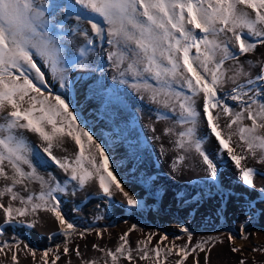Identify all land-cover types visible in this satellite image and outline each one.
<instances>
[{"label": "snow or ice", "instance_id": "snow-or-ice-1", "mask_svg": "<svg viewBox=\"0 0 264 264\" xmlns=\"http://www.w3.org/2000/svg\"><path fill=\"white\" fill-rule=\"evenodd\" d=\"M262 48L264 0H0V237L14 226H42L41 213H48L65 238L62 247L37 256L36 249L12 235L0 240V256L11 264H20L21 253L31 256L32 264H58L62 256L71 264L72 254L80 264H134L137 259L160 264L162 253L164 261L174 253L175 264H188L189 257L191 264H200L198 253H205L208 264V245L217 238L193 245L189 233L185 244L173 241L167 247L162 242L168 236L159 234L155 247H149L156 235L149 233L133 249L128 237L135 224L114 248L92 244L100 254L95 258L85 259L79 245L69 247L73 234L84 238L95 232L103 238L100 229L77 232L64 215L61 196L69 185L84 190L98 181L103 198L112 200L119 193L129 209L140 202L111 170L104 147L78 122L70 102L53 93L48 74L63 89L76 70L103 72L106 62L113 81L155 106L149 110L157 121L180 126L163 130L168 150L176 153L173 171L194 152L208 178L217 181L219 166L204 147L213 138L217 154L227 157L238 181L264 196V187L256 186L264 173L248 163L264 165V59H248L258 51L264 57ZM93 54L96 60L89 59ZM149 127L155 134V124ZM27 134L38 137L39 144H30ZM69 140L76 149L72 155H56L54 149H64ZM86 144L99 153L98 161L91 149L86 155ZM48 164L64 173L62 182L46 171ZM248 211L255 214L251 203ZM247 238L242 228L240 239ZM227 239L231 243L237 237L228 233ZM231 251L242 248L233 245Z\"/></svg>", "mask_w": 264, "mask_h": 264}, {"label": "bare ground", "instance_id": "bare-ground-1", "mask_svg": "<svg viewBox=\"0 0 264 264\" xmlns=\"http://www.w3.org/2000/svg\"><path fill=\"white\" fill-rule=\"evenodd\" d=\"M260 51H264V48ZM255 58L264 59V57L260 56L259 51L248 57V59ZM89 59L96 60L97 55L93 54ZM97 63L100 62L97 60ZM102 66L105 68L103 72L76 70L75 74H71L68 84H73V86H67L63 89L59 87L58 79L49 73L48 79L50 81V88L53 87L57 90L53 91V93L64 95L70 102V106L74 112L87 121L83 126H85L93 134L97 142L104 147L109 157L111 170L117 175L125 189L139 200L140 204L135 209H129L119 193H117L112 200L103 198L99 195L98 181L90 183L84 190H79L69 185L67 193L61 196V208L68 219L72 216L75 224L78 226L81 222V215L84 212L91 213L93 218H99L110 214H120L123 216L135 210L138 212L142 211L141 213L147 214L150 218L154 217L163 221L166 219V215L159 213L157 210V202H160L161 205L166 207L171 204L177 205L180 206L181 209L185 208L183 204L187 202H196V204L204 203L205 205L208 204L217 208L222 205L223 202H226L229 210L231 212L236 211L237 213L242 210V207H240L238 203H240L243 198H248V202L251 203V205L258 206L263 204L264 206V203H262V201H264V196L258 191L245 188L241 185L237 178V172L227 160V157L225 156L222 158L217 154V143L213 138L208 139L212 145V149H208L207 152L219 166V179L217 181L213 182L207 176L205 180L196 181L191 184H182L180 185L181 188L175 190L172 188L173 185H169L168 182H166L167 180L159 178L160 176H158L155 181L151 180L150 177L152 174L156 173L158 164L152 155L150 144L144 140V135L141 132L138 122L140 117H138L139 113L137 111L141 110L145 114L143 120L147 123H154L155 127L162 126L164 120L157 121L156 113L149 110L153 107L141 101L138 96L132 93L131 88L111 81L113 80L112 76L114 73L106 62H104ZM91 67L94 69L96 64H92ZM45 71H47V69H45ZM197 103L199 104L200 101L198 100ZM228 103L232 104L233 102L229 100ZM115 128L117 130L112 132ZM101 131L105 132L103 137L106 138L103 139L100 137L101 135L98 133ZM107 132L108 135L106 134ZM149 133L151 134V132ZM26 139L33 146L39 144L38 137L35 135L27 134ZM108 140L113 141L110 147L106 145ZM85 148L86 155L89 154L88 149H91V155H95L98 161L99 153L95 148L87 144ZM75 150L74 142L69 140L64 149H54V152L58 156H65L72 155ZM148 158L149 160H147ZM251 161L252 160L248 161L249 166H251ZM124 167L128 170L127 174L122 173ZM178 170H171V173L178 172ZM46 171L52 173L57 182H62L64 180V173L54 165H46ZM144 176H148V180H143ZM193 178H191V181ZM32 187L34 191H39L38 184H34ZM259 188L260 187L257 186V189ZM73 193H75V195H73ZM155 193L156 197L153 199L152 195ZM166 196H169V198ZM234 200H237L238 205L233 203ZM245 205L247 206V204ZM217 215L218 218H221L219 211ZM41 216L43 218L42 226L38 225L35 229L14 226L9 229L7 233L18 230L21 233L29 234L32 241H36L38 245L40 242L49 244L51 240L60 239L62 235L57 231V227L50 217V214L41 213ZM237 226L240 230L239 232H241L243 228L242 224H237ZM31 259L30 256L24 260L26 263H30Z\"/></svg>", "mask_w": 264, "mask_h": 264}, {"label": "rangeland", "instance_id": "rangeland-1", "mask_svg": "<svg viewBox=\"0 0 264 264\" xmlns=\"http://www.w3.org/2000/svg\"><path fill=\"white\" fill-rule=\"evenodd\" d=\"M68 86L72 87L73 84ZM51 90L57 91L53 87ZM131 91L137 96L132 89ZM150 106L153 108L155 107L154 105ZM137 112L139 113H137L138 117H140L138 122L140 124L141 132L144 135V140L150 144L152 155L158 164L156 173L152 174L150 177L151 180L155 181V179L160 176L159 178L167 180L166 182H168L169 185H173V189L178 190V188H181L180 185L182 184H191L207 178V173L204 170L206 166L203 165L201 159L194 152L187 154L188 161L186 159L180 167L178 166V172L171 173L172 159L174 158L172 156H175L176 153L168 150L170 147L168 144V136L166 137L162 130L166 127H174V129L178 131L179 126L173 125L171 120H164V126H156V133L154 134L150 130V123L143 120L145 114L141 110ZM75 115L78 117L79 123L82 125L86 124L87 121L84 118L77 113H75ZM223 122L224 121L222 120V123ZM202 128L203 125H201L199 129L201 134L203 133ZM114 130L116 131L117 129H113L112 132H114ZM103 132L104 131H101L98 134H100L101 136H99L104 139L106 137H103L105 135V132ZM106 134L108 135V132ZM154 135L161 136V139L155 140ZM234 139H236V137H234ZM112 142V140H108L106 145L110 147ZM161 144H165L163 152ZM204 147L206 150L212 149L210 141L207 140ZM147 160H149V158ZM250 165L257 167L260 172L264 173V165L256 164L255 161H251ZM122 173L127 174L128 170L124 167L122 169ZM191 178H193L192 181ZM143 180H148V176H144ZM256 185L260 188L264 187V178L258 176L256 178ZM155 197L156 193L152 195L153 199H155ZM166 197L169 198V196ZM248 201V198H243L242 201L238 203L239 206L242 207V210H240L242 213H237L236 211L231 212L226 202H223V204L218 206V208L208 204L205 205L204 203L196 204V202H187L183 204L185 207L184 209H181L180 206L173 204L166 207L161 205L160 202H157V210L159 213L166 215V219L163 221L154 217L150 218L147 214L141 213L142 211L138 212L135 210H132L128 212L129 214L123 216L120 214H110L99 218H93L91 213L84 212L81 215V222L78 226L75 224L73 217H69V220L76 226L77 232L84 231L85 229H100L103 231V238H98L95 235V232L87 233L84 238H81L77 234H73L70 237L71 243L69 244V247L75 248L79 245L81 253L85 259L95 258L100 254L92 249V244L99 243L101 246L114 248L119 242V236L123 232L128 231L132 225L135 224L137 228L131 231L128 237L133 249L136 248L137 242H146L149 233H156V235L152 237V242L149 244V247H155L156 242L160 240L159 234H166L168 236V240L163 241L162 246L171 247L173 241L176 245H183L188 241V235L190 233L192 236L191 243L193 245L200 242L202 238L210 236L217 238L213 243L208 245L210 248L208 264H240L241 260H243L245 264H264V214H261V209H264V206L263 204L258 206L253 205L255 214L250 215L248 211ZM233 203L238 205L237 200H234ZM245 204H247V206ZM218 211L221 214V218H218ZM240 223L243 226L244 234L248 237L247 239H240L241 232H239L240 230L237 226V224ZM181 228H187L188 233L181 231ZM228 233H232L237 237V239L230 243L227 239ZM12 235L18 236L23 242L30 244L31 247L36 249L37 256H39L40 252L46 249H55L57 245H61L62 247L65 239L64 236H62L60 239L49 241V244L40 242L38 245L36 241H32L29 234H24L16 230L12 233H6L3 237H0V240H8ZM233 245L241 247L242 251L233 253L231 251ZM198 255L200 257V264H204L205 253H198ZM27 257L30 256H26L24 253H21L20 264H32V259L30 260V263L25 262L24 259ZM68 259L69 257L62 256V259L58 262V264H66ZM70 259L71 264H80V261L75 254H72ZM176 259L177 257L173 253L168 257L167 261H164L162 253L160 264H175ZM0 260H3L4 264H11L10 258L0 256ZM191 260L192 257H189L188 264H191ZM121 264H127V262L121 261ZM134 264H154V262L153 260L140 261L137 259Z\"/></svg>", "mask_w": 264, "mask_h": 264}]
</instances>
